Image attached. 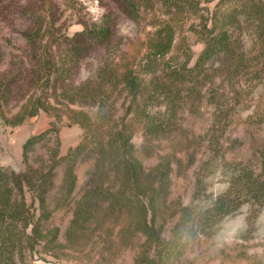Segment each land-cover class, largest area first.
I'll use <instances>...</instances> for the list:
<instances>
[{
    "label": "trees",
    "instance_id": "trees-1",
    "mask_svg": "<svg viewBox=\"0 0 264 264\" xmlns=\"http://www.w3.org/2000/svg\"><path fill=\"white\" fill-rule=\"evenodd\" d=\"M119 1L133 19L138 16L140 3L147 2ZM159 2L167 10V18L160 20L148 33L137 68L124 65L115 69L111 61L101 70L102 89H93L94 84L88 83L59 92V97L69 104L90 102L94 108L92 113L69 108L64 112L68 120L81 130L80 141L59 157L58 129L52 123L22 143V172L15 173L0 166V264H21L25 248L32 251L38 246L42 251L54 254L62 248H77L93 235L107 247L113 239L118 247H124L129 246L136 236L141 237L134 264H174L186 246L183 239L186 230H198L204 234L220 214L242 202L255 201L264 205L263 142L257 172L250 165L227 162L220 157L216 167L227 178L230 185L227 191L202 205L179 206L174 211L177 219L169 237L163 238V216L169 207L170 173L172 165H178L180 160L173 153L160 157L146 170L131 143L130 123L140 125L143 139L140 152L149 157L152 141L177 132L175 114L185 93L189 101L201 98V90L205 86H214L220 76L222 83L224 81L233 88V95H236L235 86L244 84L249 90L259 87L264 91V0H218L213 10L206 12L195 27H189L202 44L192 66H189L191 55L187 51H181L182 61L172 57L165 59L172 49L178 28L173 16L187 10V1ZM81 35L94 43H102L108 39L110 29L105 22L84 25ZM242 36L251 41L250 48L243 47ZM25 38L35 49L34 64L38 74L44 75L46 84L51 80L55 82L54 74L58 77L67 73L64 56H54L48 49L46 38L38 37L37 33ZM69 52L71 57L74 51ZM75 60L73 57L72 61ZM117 86L128 101L122 118H114L113 101L107 96ZM206 95L205 100L219 115L230 111H225L224 97L214 91ZM159 101L164 107L162 112L158 108ZM50 109L52 106L48 102L37 98L34 106L23 105L10 123L20 124L38 110L49 113ZM53 118L58 122V113L53 114ZM260 124H264V116ZM42 142L50 146L45 151L44 160L32 167L28 164V156ZM86 161L91 166L86 172L81 195L73 201L61 244L59 228H48L47 222L53 209L70 202L76 182L75 167ZM192 163L193 156L190 155L186 166ZM60 164L64 169L59 195L50 209L47 195L53 188L54 169ZM25 192L30 196L29 203L25 201Z\"/></svg>",
    "mask_w": 264,
    "mask_h": 264
},
{
    "label": "rangeland",
    "instance_id": "rangeland-1",
    "mask_svg": "<svg viewBox=\"0 0 264 264\" xmlns=\"http://www.w3.org/2000/svg\"><path fill=\"white\" fill-rule=\"evenodd\" d=\"M187 10L181 15H175L176 29L172 49L165 57L182 61V53L189 52L192 66L202 49L196 36L189 30L195 27L206 12L213 10L218 0H185ZM159 0H147L140 3L137 18L127 15L119 0H0V166L15 173L22 172L21 145L29 137L37 135L55 123L58 129V156L65 155L68 148L74 147L81 139V130L72 124L66 114V108L92 113L90 102H73L69 104L59 97V92L65 89L94 84L93 89H102L101 70L107 63H113L115 69L127 65L137 68L145 51V39L158 22L167 18V10L161 7ZM166 15V16H165ZM105 22L110 29V35L105 42L94 43L81 35L84 25H100ZM42 36L48 41V49L56 57L66 60L65 74L54 77L46 84L44 75H39L34 64L33 50L27 35ZM244 48L251 47V41L242 36ZM35 39V38H34ZM43 45V43H42ZM69 50H73L69 57ZM182 51V53H181ZM71 55V54H70ZM76 59L75 61H72ZM69 59H72L68 61ZM217 63V62H216ZM215 63V65H216ZM119 65L118 67H116ZM60 74V73H59ZM214 86H205L201 90V98L188 100L182 95V104L175 114L174 135L155 140L150 143L149 157L142 156L140 150L143 143L140 125L130 123L132 131L131 143L137 155L148 170L160 157L176 153L180 160L173 164L170 173L168 209L165 212L162 236L167 239L170 229L176 221L174 211L179 206L190 204L202 205L212 200L215 195L209 191L212 182L225 183L226 176L217 170L218 159L227 162H240L250 165L254 171L259 169L260 154L263 151L264 124H260L264 116V91L257 87L237 85L236 95L231 93L222 76L215 80ZM92 86V85H91ZM242 87V88H241ZM8 89V93H6ZM212 91L225 99V111H214L205 100ZM113 101L114 118L124 116L127 99L125 93L117 86L107 94ZM205 97V98H204ZM39 98L48 102L50 112L38 110L37 113L17 125H12L11 119L21 110L23 105L34 106ZM159 101L158 108L164 111ZM112 111L110 110V113ZM58 113V122L53 114ZM226 115V117H225ZM129 118H126V121ZM8 121V122H5ZM49 143L36 145L28 156V164L37 167L45 158ZM193 156L191 166H186L189 156ZM90 162H82L75 167L76 182L70 202L53 209L48 228H59V242L63 244V233L70 219L73 201L78 199L83 191L86 172ZM63 164L54 169L53 188L47 195L49 208L54 207L59 195V186L63 173ZM26 203L30 196L25 192ZM173 214V215H171ZM210 229V228H209ZM206 229L204 234L211 233ZM142 238L136 236L129 246L118 247L113 239L112 244L104 246L95 235L83 242L79 247L62 248L53 253L42 251L35 246L32 251L24 249L21 264H134V258L140 250ZM199 259L205 264H241L250 260L243 249L222 250L217 256H209L200 241ZM174 264H195L191 259L186 245L180 258ZM254 264H264L256 260Z\"/></svg>",
    "mask_w": 264,
    "mask_h": 264
},
{
    "label": "clouds",
    "instance_id": "clouds-1",
    "mask_svg": "<svg viewBox=\"0 0 264 264\" xmlns=\"http://www.w3.org/2000/svg\"><path fill=\"white\" fill-rule=\"evenodd\" d=\"M229 186L227 182L213 181L209 191L218 197ZM209 231V236L193 229L183 234L195 264H205V261L198 258L201 239L209 256H217L225 249H243L250 260L242 261L241 264L264 261V205L255 201L242 202L238 207L220 214ZM214 264H220V261L216 260Z\"/></svg>",
    "mask_w": 264,
    "mask_h": 264
}]
</instances>
